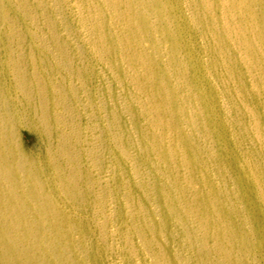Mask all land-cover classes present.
<instances>
[{"label":"bare ground","instance_id":"obj_1","mask_svg":"<svg viewBox=\"0 0 264 264\" xmlns=\"http://www.w3.org/2000/svg\"><path fill=\"white\" fill-rule=\"evenodd\" d=\"M72 1L93 62L124 89L117 107L134 127L121 123L109 135L133 179L128 190L165 214L158 229L171 242L154 245L158 255L176 264H264V0ZM12 128L0 122V147L13 141ZM8 161L0 204L26 216L30 195L14 190ZM33 187L34 213H47L40 184ZM19 222L0 221L2 264L30 256L31 222ZM19 225L26 239L13 241ZM49 226L64 240L57 220Z\"/></svg>","mask_w":264,"mask_h":264},{"label":"rangeland","instance_id":"obj_2","mask_svg":"<svg viewBox=\"0 0 264 264\" xmlns=\"http://www.w3.org/2000/svg\"><path fill=\"white\" fill-rule=\"evenodd\" d=\"M74 4L0 0V117L8 116L13 123L0 122L15 132L8 148L0 147V165L9 158L6 167L14 190L30 195L22 200L26 216L11 210L15 203H2L0 221L31 222L27 225L33 231L30 244L24 243L30 256L12 260L176 264L172 257L164 262L154 246L166 247L170 240L158 229L165 214L128 190L133 179L126 164L119 163L109 128L118 134L121 123L129 130L134 122L123 106L117 107L123 87L106 67L93 62L88 28ZM0 176L6 175L0 171ZM58 178L64 186L72 181V187L61 189ZM35 184L46 198L42 207L47 213L41 215L33 211ZM53 219L65 241L49 226ZM25 228L19 225L10 232L11 239H26ZM174 228L173 221L166 224L167 230ZM1 232L0 227V239Z\"/></svg>","mask_w":264,"mask_h":264}]
</instances>
